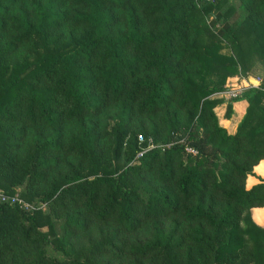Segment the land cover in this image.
Instances as JSON below:
<instances>
[{
	"label": "trees",
	"instance_id": "16d2710c",
	"mask_svg": "<svg viewBox=\"0 0 264 264\" xmlns=\"http://www.w3.org/2000/svg\"><path fill=\"white\" fill-rule=\"evenodd\" d=\"M239 1L0 0V189L33 206L0 201V264H264V75L234 133L213 110L264 68Z\"/></svg>",
	"mask_w": 264,
	"mask_h": 264
},
{
	"label": "crops",
	"instance_id": "0c3cea01",
	"mask_svg": "<svg viewBox=\"0 0 264 264\" xmlns=\"http://www.w3.org/2000/svg\"><path fill=\"white\" fill-rule=\"evenodd\" d=\"M260 70H261L260 71L261 77L259 76V78L262 79L264 75V68L261 66ZM257 73H259V71ZM237 77L239 76H232V77L227 78V80H230L231 82H237V80L240 79V77L239 78ZM245 77H247L249 80H252L248 76H245ZM255 79L256 78H254L253 80ZM214 97L220 100L213 109L217 117L219 125L223 127L224 129H226L228 133H231V134L234 133L237 130V126L239 122L244 116V113L247 107V101L245 99H240V100H233V101L228 102L227 100L223 98L221 91L216 92L214 94ZM229 104H230L231 111H230L229 116H226L225 113H226V109ZM262 181L264 182V159H261L258 162V164H256L253 167L252 174H248L246 178L245 186L247 189H249L253 185L260 183ZM253 217L259 225L264 226V207L254 208Z\"/></svg>",
	"mask_w": 264,
	"mask_h": 264
},
{
	"label": "built area",
	"instance_id": "2783aa9c",
	"mask_svg": "<svg viewBox=\"0 0 264 264\" xmlns=\"http://www.w3.org/2000/svg\"><path fill=\"white\" fill-rule=\"evenodd\" d=\"M256 83L249 80L247 77H240L237 82H231L227 80L224 84V88L221 91L223 98L228 102L235 100L236 98L243 95L248 89L258 87L261 79L258 77L255 79ZM138 141L142 142L143 138L141 135L138 136ZM0 201L8 202L9 204L18 203L20 207L24 209H31L33 206L26 201H23L18 197L17 194L9 195L0 190Z\"/></svg>",
	"mask_w": 264,
	"mask_h": 264
},
{
	"label": "rangeland",
	"instance_id": "374dc122",
	"mask_svg": "<svg viewBox=\"0 0 264 264\" xmlns=\"http://www.w3.org/2000/svg\"><path fill=\"white\" fill-rule=\"evenodd\" d=\"M230 5L234 7V13L230 16L229 22L232 23L233 27H236L237 24L245 17L246 13L241 8L239 0H226V2L223 3L221 6V10L226 9ZM216 11L217 10H213L212 13H215ZM213 17H214V15H208L206 17V20L210 22ZM260 69H261V65L259 63H255L253 65L252 69L248 72V74L238 75V76L239 77L248 76V77H250V79L258 78L259 76L261 77V74H260L261 70ZM258 71H259V73H257ZM239 77H237V78H239Z\"/></svg>",
	"mask_w": 264,
	"mask_h": 264
},
{
	"label": "bare ground",
	"instance_id": "6f19581e",
	"mask_svg": "<svg viewBox=\"0 0 264 264\" xmlns=\"http://www.w3.org/2000/svg\"><path fill=\"white\" fill-rule=\"evenodd\" d=\"M252 81L256 83V81H255V80H253V79H252Z\"/></svg>",
	"mask_w": 264,
	"mask_h": 264
}]
</instances>
